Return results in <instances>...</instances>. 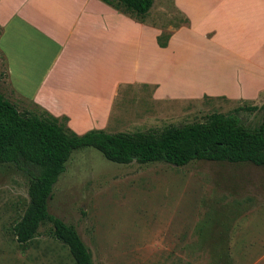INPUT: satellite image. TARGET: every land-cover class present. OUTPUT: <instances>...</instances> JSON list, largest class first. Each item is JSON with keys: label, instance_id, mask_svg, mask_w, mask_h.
Instances as JSON below:
<instances>
[{"label": "rangeland", "instance_id": "obj_1", "mask_svg": "<svg viewBox=\"0 0 264 264\" xmlns=\"http://www.w3.org/2000/svg\"><path fill=\"white\" fill-rule=\"evenodd\" d=\"M167 12L166 28L178 19ZM151 78L155 83L120 88L106 132L161 131L238 107L246 108L238 115L249 132L264 122V97L181 93V78L173 82L160 71ZM29 202L28 177L0 164V264H76L50 226L17 242L14 226ZM48 206L75 226L93 264H264V167L251 163L118 164L86 147L73 152Z\"/></svg>", "mask_w": 264, "mask_h": 264}, {"label": "crops", "instance_id": "obj_2", "mask_svg": "<svg viewBox=\"0 0 264 264\" xmlns=\"http://www.w3.org/2000/svg\"><path fill=\"white\" fill-rule=\"evenodd\" d=\"M167 9L178 19L166 28ZM159 71L181 93L259 102L264 0H153L143 16L101 0H0V92L21 111L105 130L120 88Z\"/></svg>", "mask_w": 264, "mask_h": 264}, {"label": "trees", "instance_id": "obj_3", "mask_svg": "<svg viewBox=\"0 0 264 264\" xmlns=\"http://www.w3.org/2000/svg\"><path fill=\"white\" fill-rule=\"evenodd\" d=\"M124 13L145 15L153 0H101ZM168 38V37H167ZM167 41V40H166ZM166 41L159 42L162 47ZM256 110L257 106L248 107ZM238 107L229 114L213 113L205 121L169 126L161 131L109 133L91 130L78 135L67 118L18 107L0 92V164H10L28 177L29 206L14 226L19 244H27L42 226L66 245L76 264H93L92 254L75 226L49 212L54 185L74 151L91 147L118 164L164 162L177 167L192 161L251 163L264 167V122L256 132L246 130Z\"/></svg>", "mask_w": 264, "mask_h": 264}]
</instances>
